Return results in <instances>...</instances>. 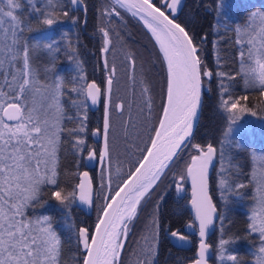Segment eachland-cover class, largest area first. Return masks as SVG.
Returning <instances> with one entry per match:
<instances>
[{
  "label": "snow or ice",
  "instance_id": "1",
  "mask_svg": "<svg viewBox=\"0 0 264 264\" xmlns=\"http://www.w3.org/2000/svg\"><path fill=\"white\" fill-rule=\"evenodd\" d=\"M185 3L107 0L97 8L93 35L101 40L99 59L106 74L102 88L95 81L89 82L80 59V33L88 25V0H0V264H65L66 247L78 254L76 264H123L140 207L189 149L196 154H191L178 178L174 177V184L176 195L181 196L186 191L185 182L191 181L193 216L187 227L198 228L199 243L197 258L190 264H209L213 246L206 237L216 219L220 221V238L215 245V264H245L229 251L234 240L224 238L226 216L210 194V169L217 160L216 187L225 206L230 196L252 191L254 206L247 218L246 235L235 239L256 234L254 264H264V154L251 153L253 163L247 174L239 163H233L239 154L236 150L244 147L235 137L249 131L238 121L245 113L257 114L244 103L250 100L248 93L264 98V8L250 7L243 23L233 26L223 12L224 0H212L211 5L204 6L205 11L216 14L213 34L219 38L221 29L231 31L235 50V68L224 71L225 65L217 56L214 71L202 54L207 34L198 42L197 33L189 28L191 21H180ZM195 7L199 9L201 4ZM125 13L142 23L159 49L158 117L153 115L152 88L144 82L142 66L138 79L132 52L126 53L123 61L132 84L128 119H123L125 103L113 102L118 76L109 54ZM65 23L70 27L61 28L54 38L53 30ZM219 42L212 41L214 48ZM60 53L74 66L70 78L57 74ZM214 78L218 109L226 117L227 128L216 143H192L205 87L210 90ZM237 81H242L244 94L235 93ZM101 102L102 123L98 121L89 135L90 108ZM133 104L138 108L137 117L132 115ZM114 112L122 118L124 141L123 152L115 154ZM90 139L95 142L89 143ZM68 151L78 167L86 168L91 161L99 163L98 190L87 170L71 173L73 183L62 184V156ZM121 157L127 158V170ZM163 199L161 196L156 201L152 218L136 241L133 264H157ZM96 200L103 202L98 205L93 231L76 221L74 209L91 207ZM53 204L57 215L40 211ZM164 231L173 241H189L179 229Z\"/></svg>",
  "mask_w": 264,
  "mask_h": 264
},
{
  "label": "trees",
  "instance_id": "2",
  "mask_svg": "<svg viewBox=\"0 0 264 264\" xmlns=\"http://www.w3.org/2000/svg\"><path fill=\"white\" fill-rule=\"evenodd\" d=\"M107 0H88L89 3V12H88V25L87 28L84 29L80 33V38L82 43L79 45L80 51V59L83 61V66L86 71L87 79H89V69H92L96 66V60L94 56L96 55L97 49H99L101 40L99 36H94V27L98 22V14L97 8L102 7ZM196 3H200L201 7L197 9L195 7ZM212 0H186L185 7L183 13L180 16V21H191L189 24V28L194 30L197 33V40L199 42V37L207 34L208 41L202 45V54L205 59V63L212 68L214 71L216 69V59L217 56L220 57V63L225 65L223 68L224 71H232L235 68V64L233 63V57L235 56V50L231 46L232 32L231 31H224L221 29V36L218 38L213 34L215 26L217 24L216 14L214 12L205 11V7L207 5H211ZM225 7L223 12L225 16L229 18V23L233 26L237 24L243 23L245 16L247 15V11L250 7L259 9L264 8V0H224ZM115 27V22L113 23ZM35 27V25H34ZM70 26L65 23L62 25H58L56 29L53 30V37H58L61 28L68 29ZM119 37L113 36L114 39L125 40L127 43H136V42H143L144 39L147 38L148 42H150L153 50L155 51L156 62L153 64L150 60L147 62L146 54L142 53L141 55L136 56L137 61V74L139 79V74L141 71V66L143 67V79L145 84L153 87L152 89V96L154 99V116H159L160 114V76H159V68L160 65L157 62L158 56V48L148 33V31L144 28V26L137 21V19L131 17L130 14H124V22L123 25L120 26L118 29ZM219 39L220 42L215 45V48L212 44L213 40ZM115 46V42L113 43ZM132 52L131 49L127 48V53ZM133 53V52H132ZM62 58H65V61H62ZM45 63L42 59L41 64ZM63 67V69H62ZM126 67L125 66V75H126ZM118 69V68H117ZM56 70L60 72V75L64 76L65 78H70L74 75V66L70 63L66 56L60 53L56 59ZM102 72L103 66H102ZM148 72V74H146ZM118 76V70H117ZM118 79V78H117ZM128 77L126 75V87L131 86V81L128 84ZM153 81V83H152ZM117 85V81L115 83ZM137 94L139 93L140 85L137 84L136 87ZM234 91L237 95L244 94L242 88V81H237ZM248 95L250 96V100L244 103L247 104L253 111L257 114L254 117L261 118L264 116V98L258 96L256 92H249ZM131 99L132 94L130 95ZM129 99V95L127 93V97L124 99V103L126 105L125 112L128 113L126 119H128L129 112L127 109V102ZM137 100L139 97L137 96ZM134 106V104H133ZM246 115H251L250 113H245ZM89 135L92 128L97 126L99 120V115L97 111H90L89 112ZM124 119V117H123ZM114 123V120H113ZM157 123V121H156ZM114 125V124H113ZM197 130L195 133V138L193 139L192 143H201L206 145L207 143H216L222 138V132L224 129L227 128V121L225 115L218 109V97H217V89H216V80L215 78L212 81V84L209 87L206 86L204 90V97H203V105L200 111V114L197 119ZM121 132V130H120ZM122 135V133H120ZM243 143V148L236 150L239 154L236 156V159L233 163H239L241 166V170L247 174L249 172V159L250 154L254 148H259L264 146V136L262 138L259 137H251L248 138L244 136L240 139ZM90 141V140H89ZM191 154H196L191 152V149L186 150L181 154V157L178 159V162L167 172L164 176V179L158 182V186L156 187L155 191L152 193V199L155 195L160 192L163 188H167L165 190L164 199L161 201V205L159 208V214L163 211L164 204L168 203L170 197V184L169 181L175 174L178 172V168L182 169L184 163L190 161ZM187 160V161H186ZM127 162L124 165V169L127 170ZM220 167V163L217 160L215 162V166L212 167V171L210 174V194L214 196V202L218 204L219 210L223 212L226 216L224 221L226 227V233L224 238H232L234 243H231L228 246L230 252L237 254L240 257L242 262L245 264H249L251 261L252 253L258 247V237L256 235H252L250 238L247 239H235V237H244L246 235L245 229L247 224V202L249 201V192L250 189H246L244 194L240 197L230 196L229 203L225 206L219 200V193L217 191V181L218 177L216 175L218 169ZM83 167H78L77 162L73 159L72 154L70 151L65 152L62 156V168H61V176L60 180L64 185H70L73 183L71 178V173L78 172ZM181 201V199H178ZM103 201L96 200L95 205L91 206V210L89 213L85 214L80 209H74V216L76 221L79 224L87 225L92 228L94 222L96 221L97 212H98V205H100ZM182 207L185 210V202L182 200ZM41 212H48L53 215H57L56 209L53 205H50L44 209H40ZM161 218V217H160ZM220 221L219 219L216 220L214 224V230L210 235L208 242L211 244L212 247V255L210 257L209 262L211 264H215V255H216V248L215 245L218 243L220 238ZM193 251L194 246L191 248L189 252H185L179 255H168L167 259L160 262V264H185L186 262L190 261L193 258ZM78 254L71 248L66 247L64 252V262L65 264H76V257ZM162 255L159 254L158 258ZM227 264H231V262H227Z\"/></svg>",
  "mask_w": 264,
  "mask_h": 264
},
{
  "label": "rangeland",
  "instance_id": "3",
  "mask_svg": "<svg viewBox=\"0 0 264 264\" xmlns=\"http://www.w3.org/2000/svg\"><path fill=\"white\" fill-rule=\"evenodd\" d=\"M147 40L148 39L145 38L144 43L143 42H136L134 44H132V43L129 44L125 40H119L117 38L114 39L113 43L115 42V46H112V51L109 54V60L114 61L117 68H118L117 69L118 70L117 85L115 84V92L113 95V97L117 98V99H114V101H113L114 103L116 100L120 101V102H124L125 101L124 99L127 97L126 75H125V66L126 65L123 63L125 54L127 53V48L131 49L132 52L137 54L138 56L141 55L142 53H145L147 55L146 56L147 62L150 60L151 62H153V64H155V62H156L155 51L153 50L150 42H148ZM146 74H148V72H146ZM125 110H126V105H125ZM124 113H125V111H124ZM132 115L134 117L138 116V108H137L136 104H134V106H133ZM121 119L122 118L119 115L115 116L113 114V120H114L113 124H114V128L116 130V133H117V135L114 139V154L123 152L124 141L122 139V135L120 134L121 133L120 132ZM137 123H138V127H139L140 126L139 120L137 121ZM238 123L241 126H246L247 129H249V131L239 133L238 135H236V137H235L236 139H242L244 136H247L248 138H251V137L262 138L264 136V116L261 118H258V117H254L252 115L244 114L240 117V120L238 121ZM253 152H255L257 154V156L264 154V146H261L259 148H254L252 150V153ZM121 160L123 161V167H124L125 163L127 162V158L121 157ZM252 163H253V161H252V157L250 154L249 171L251 169ZM255 163L257 164V166H259L260 162H259V160H257ZM184 166H185V163H184L183 167ZM180 170H181V168L179 167L177 174H175V176H173L171 178V180L169 181L170 185H172V183L174 182V177L175 178L178 177ZM164 178L165 177H163L162 179H164ZM99 188H100V175H99L98 189ZM165 190H167V188H163L162 190H160V192H158L155 195V197L152 199V202H151V197H152V195H151L148 198V200H146L143 203V205L140 207L139 215L137 218H135V220L133 222L131 234L128 237L127 247H126V250H125L124 256H123V264H133L134 257L132 256V252H133V249H135L137 246L136 241L141 238L147 222L149 221V219L152 218V214H153L155 206H156V201L159 200L161 196H164ZM248 196H249V201L247 202V213H246L247 218L250 215V211H251L252 207L254 206V201L252 200V191L251 190H250ZM247 222H248V219H247ZM134 228H136V229L133 230ZM135 234L137 236L134 237ZM254 235H256V234H254ZM254 252L252 253V257H251V261H250L251 264H254Z\"/></svg>",
  "mask_w": 264,
  "mask_h": 264
},
{
  "label": "flooded vegetation",
  "instance_id": "4",
  "mask_svg": "<svg viewBox=\"0 0 264 264\" xmlns=\"http://www.w3.org/2000/svg\"><path fill=\"white\" fill-rule=\"evenodd\" d=\"M201 37V36H200ZM199 37V40H200ZM63 54V53H62ZM94 59L96 60V66L92 69H89V79L88 80H92L95 81L99 86H101L102 88L104 87V83H105V72H102V60L99 59V49H97L96 51V55L94 56ZM62 61H65V58H62ZM63 69V67H62ZM57 74H60L59 71H57ZM126 75L128 77V73L126 72ZM128 84L129 79L127 80ZM153 83V81H152ZM153 89V87H151ZM136 89V88H135ZM115 92V84L113 86V94H112V98L113 101ZM127 93L129 95V100H131V94H132V87L131 86H127ZM115 103H121L120 101H115ZM90 111H97L98 115H99V120L102 123V113H103V103L101 102L100 104H98L96 106L95 109L90 110ZM115 116L118 115L115 112L113 113ZM128 113L125 112L124 113V119H126ZM94 140L89 141V143H94ZM87 170L90 173V177L93 179L94 182V188L98 189V184H99V175H100V165L99 163L95 162V161H91L88 162V166L86 168H82L81 170ZM80 170V171H81ZM186 185V183H185ZM187 190L188 187L186 185V191L183 192V194L181 196H177L176 192H175V188H174V182L172 183V185L170 186V199L168 201V203L164 204V208L163 211L161 212L160 215V221H161V225H162V230H161V234H160V244H159V254H161L162 256L158 258L157 264H160V262L164 261L165 259H167L168 255H179L185 252H189L191 250V248L194 246L195 248V244L197 241L195 232L187 227V224L189 223V221L191 220V217L188 214L187 208H186V204H187ZM178 199H181V201H178ZM182 200L185 202V210L182 207ZM136 228H134L133 230H135ZM164 229H168V230H181L183 234L188 235L189 236V245L185 248H179L174 246L168 237V233L164 231ZM138 230V229H137ZM188 230V231H187ZM137 236L136 234L134 235V237ZM210 237V236H209ZM208 237V239H209ZM207 239V242H208ZM209 243V242H208Z\"/></svg>",
  "mask_w": 264,
  "mask_h": 264
},
{
  "label": "water",
  "instance_id": "5",
  "mask_svg": "<svg viewBox=\"0 0 264 264\" xmlns=\"http://www.w3.org/2000/svg\"><path fill=\"white\" fill-rule=\"evenodd\" d=\"M142 24V23H141ZM146 29V28H145ZM147 30V29H146ZM148 31V30H147ZM148 33L151 35V33L148 31ZM154 40V39H153ZM155 42V41H154ZM157 46V45H156ZM157 48H158V46H157ZM158 51H159V49H158ZM92 80H89V82H91ZM90 103V102H89ZM96 108V106H92L91 108H90V110H93V109H95ZM103 114V113H102ZM157 123H158V120H157ZM87 166H88V163H87ZM81 171H85V169H83V170H81ZM211 171H212V168L210 169V174H211ZM178 178V177H177ZM78 179V178H77ZM186 183V185H187V187H188V190H187V196H188V199H187V204H186V208H187V211H188V214H189V216L191 217V219H192V216H193V212H192V209H191V206H190V203H189V201L191 200V196H192V186H191V181L190 180H188V181H186L185 182ZM174 188H175V184H174ZM183 194V193H182ZM181 194V195H182ZM78 209H80L82 212H84L85 214H87V213H89L90 212V210H91V207H89V206H86V205H80L79 207H77ZM96 222V221H95ZM95 222H94V224H93V226H92V230L94 231L95 230ZM215 224V223H214ZM188 225V224H187ZM193 230V229H192ZM213 230H214V225L209 229V232H208V235H207V237H206V239H208V237L212 234V232H213ZM188 231V230H187ZM194 232H195V235H196V238H197V241H196V244H195V248H194V251H193V258L190 260V261H188V262H186L185 264H190V262L192 261V260H194V259H196L197 258V256H196V252H197V249H198V243H199V237H198V228L197 229H195V230H193ZM168 237H169V240H170V242L174 245V246H176V247H179V248H185V247H187L188 245H189V241L187 242V243H185V242H176V241H173L171 238H170V236H169V234H168ZM211 255H212V250H210V255H209V257H208V259L210 260V257H211ZM209 264H211L210 262H209Z\"/></svg>",
  "mask_w": 264,
  "mask_h": 264
},
{
  "label": "bare ground",
  "instance_id": "6",
  "mask_svg": "<svg viewBox=\"0 0 264 264\" xmlns=\"http://www.w3.org/2000/svg\"><path fill=\"white\" fill-rule=\"evenodd\" d=\"M217 220V219H216ZM216 222V221H215Z\"/></svg>",
  "mask_w": 264,
  "mask_h": 264
}]
</instances>
